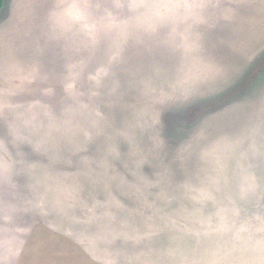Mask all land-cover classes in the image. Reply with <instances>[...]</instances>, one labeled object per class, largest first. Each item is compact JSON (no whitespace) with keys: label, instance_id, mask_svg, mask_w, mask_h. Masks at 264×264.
Wrapping results in <instances>:
<instances>
[{"label":"rangeland","instance_id":"rangeland-1","mask_svg":"<svg viewBox=\"0 0 264 264\" xmlns=\"http://www.w3.org/2000/svg\"><path fill=\"white\" fill-rule=\"evenodd\" d=\"M0 264H264V0H5Z\"/></svg>","mask_w":264,"mask_h":264},{"label":"trees","instance_id":"trees-1","mask_svg":"<svg viewBox=\"0 0 264 264\" xmlns=\"http://www.w3.org/2000/svg\"><path fill=\"white\" fill-rule=\"evenodd\" d=\"M4 5H5V0H0V14L2 13Z\"/></svg>","mask_w":264,"mask_h":264}]
</instances>
